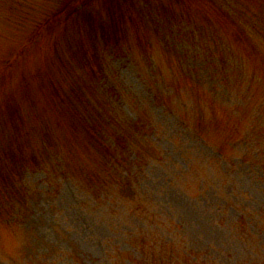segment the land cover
<instances>
[{"label": "rangeland", "instance_id": "1", "mask_svg": "<svg viewBox=\"0 0 264 264\" xmlns=\"http://www.w3.org/2000/svg\"><path fill=\"white\" fill-rule=\"evenodd\" d=\"M262 5L0 0V264H264L234 229L264 210ZM89 98L102 148L70 134Z\"/></svg>", "mask_w": 264, "mask_h": 264}, {"label": "trees", "instance_id": "2", "mask_svg": "<svg viewBox=\"0 0 264 264\" xmlns=\"http://www.w3.org/2000/svg\"><path fill=\"white\" fill-rule=\"evenodd\" d=\"M108 3H109V0H106V5L109 8ZM84 6L85 5H81V7H84ZM118 6L120 8V5H118ZM68 7H69V2L64 3V7H61L56 12H53L46 19V21L44 23H48L51 20H53L54 18H57ZM261 8L264 9V5H262ZM83 9H81V10H83ZM112 13L115 14L116 11H112ZM37 28H38L37 30L41 31L40 24ZM37 33L38 32H36V34ZM96 90H97L96 87L90 89V94L93 97L96 96ZM82 103H83L85 108L83 109V111L81 113L74 114V115L77 118H78V116L80 117L81 125L86 130V132H84V133L81 132L77 128L76 124H73V125L69 126L70 134L72 135L73 139H75V140H77V138H74V137L77 136L78 138H80L81 141L90 142L92 144L99 146V148H102V143H101L100 138L102 139V137H106V136L104 134L101 135V130L99 128H102V127H99V124H100V121L103 123V120L106 117H103L101 119V117L99 116V111H98L97 105L90 98L85 103L82 101ZM71 104H72L73 110L69 114V116L73 115L74 110L77 109L76 103L72 102ZM73 116L71 117V121H72ZM263 120H264V107L259 108L250 117V121L252 123H254V125H256L259 121H261L262 124H264ZM263 130H264V128L262 130H259V131H254V130L248 131L247 137L245 139H243L242 144H240V149L238 148V144L240 143V140H238L237 142L236 141L233 142L232 146L238 148L239 151H243V153L246 155L249 154L250 157H249L248 161L253 159V157L257 158L256 162L261 163L263 165L261 170H263V172H264V144L259 143L261 141L264 142V131ZM44 136H45L46 140L50 139L49 135L46 132H44ZM254 140L257 141V146H258L257 150H253V147H250L252 141H254ZM78 141H76V142H78ZM250 150H251V152H249ZM221 155L223 156V154H221ZM248 161H246V162H248ZM123 176L124 175H122V177ZM214 177H215V175H214ZM125 181H127V178H125V177L122 178V183ZM133 194L134 193L130 194L129 196H133ZM262 223H264V210L260 209L259 211H255L254 213H252L251 215H249L247 217L245 215H241L239 219H235L234 229L239 234V236L241 238H243V236H245V238H243V241L249 242L250 239H248V238H250L251 235H254L255 231L257 232V229L261 226ZM257 234L260 235V233H257ZM246 239H248V240L246 241ZM185 259H186V261H185L186 264H201L200 259L198 257L196 258L193 255L192 256L189 255L188 258L185 257Z\"/></svg>", "mask_w": 264, "mask_h": 264}]
</instances>
